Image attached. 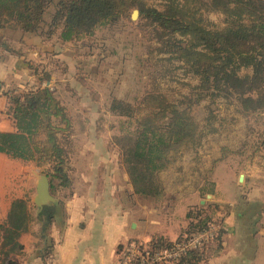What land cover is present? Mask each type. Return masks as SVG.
I'll return each instance as SVG.
<instances>
[{"label": "trees", "instance_id": "trees-1", "mask_svg": "<svg viewBox=\"0 0 264 264\" xmlns=\"http://www.w3.org/2000/svg\"><path fill=\"white\" fill-rule=\"evenodd\" d=\"M49 9L53 11L50 27L60 30L62 43L91 37L98 28L129 20L133 10L143 20L150 37L147 58L154 73L136 104L110 101V111L129 119L133 127L124 129L114 141L128 182L134 194L143 199L162 197L160 173L183 152L195 150L197 154L196 148L207 135L204 129L217 132V117L211 111L203 127L195 120L193 109L201 102H208L209 109L221 99L244 116L264 111V0H0V22L23 34L37 35ZM210 13L222 17L221 26L208 19ZM178 69L193 78L195 85L184 83L188 93L169 99L157 81L166 75L173 78L171 74ZM3 96L5 113L14 130L0 131V154L38 166L49 165L52 173L47 176L58 179V186L68 187V135L63 133L69 131L70 120L53 92L43 86ZM27 206L25 198L12 201L5 220L0 222V264H19L15 260L22 252L19 239L31 223ZM210 206L190 207L187 224L176 242L207 231L216 222L222 224L216 211L209 212ZM252 206L244 203L236 212L248 240L254 233L249 227L256 222L246 223ZM54 214L53 208L46 207L40 217L49 224ZM223 234L220 229L213 243L187 251L167 264H199L217 256ZM174 243L154 237L148 247L170 249Z\"/></svg>", "mask_w": 264, "mask_h": 264}, {"label": "rangeland", "instance_id": "rangeland-1", "mask_svg": "<svg viewBox=\"0 0 264 264\" xmlns=\"http://www.w3.org/2000/svg\"><path fill=\"white\" fill-rule=\"evenodd\" d=\"M52 13V9L45 13L44 23L39 26L37 35L23 34L0 22V88L3 94H20L43 86L49 88L70 120L69 131L63 133L68 135L65 142L69 148L65 169L71 167L75 170L69 174L70 177L76 182L82 177L89 179L91 172L80 173L84 171L81 170L83 167L108 165L115 167V180L120 183V170L116 168L120 167V157L114 138L124 129L132 130L133 127L128 124L129 119L110 111V101L118 99L136 104L141 99L154 73L152 61L147 58L149 34L137 14L134 19H121L98 28L91 37L62 43L59 40L60 30L50 27ZM208 19L221 26V16L210 13ZM156 57L162 55L156 54ZM4 68L6 71L3 73ZM171 76L173 78L168 79L169 75H166L157 81L158 87L169 99H179L188 93L184 83L195 85V80L185 76L181 69L175 70ZM207 106L208 102H201L193 109V116L203 127L208 111H211L217 117L214 124L217 132L209 133L210 128L204 129L207 135L202 139L201 146L196 148L197 154L195 150L183 152L160 173L164 194L148 204L147 215L153 218V215L170 214L169 219L162 217L163 224L158 228L168 227V221L176 225L178 221L174 216L180 211L179 207L176 208L179 204L190 197L193 199L192 195L199 187L207 195L214 190L215 197L193 199L195 203L200 199L204 202L200 204V201L196 206L211 205L209 212L216 211L217 220L222 219L221 225L216 222L209 227L208 235L212 233L213 238L203 248L214 242L220 229L224 232L223 236L231 233L235 225L231 220H223L225 215L235 214L236 217L237 210L244 203H250L253 206L247 212L250 217L246 218V223L256 222L255 226L249 227L254 233L248 244L259 240L256 260L251 264H264V111L244 116L237 112L234 105L221 99L209 105V109ZM29 170L38 171L40 175L52 173L49 165L38 166L36 162L12 164L9 168L12 172L2 179L3 183L6 182L9 202L11 198L12 201L25 198L30 202L34 191L30 188L33 178L29 176ZM97 176L101 178L100 174ZM48 179L52 186L59 182L51 177ZM207 180L216 183L215 187L208 185ZM50 193L59 198L66 195V192L55 188ZM136 203L139 205L141 200L137 198ZM132 206L126 204L125 208L130 210ZM27 207L32 214V205L29 203ZM190 207L183 217L186 223ZM238 223L243 229L244 223ZM234 242L232 240V245L227 248L230 252L235 248Z\"/></svg>", "mask_w": 264, "mask_h": 264}, {"label": "crops", "instance_id": "crops-1", "mask_svg": "<svg viewBox=\"0 0 264 264\" xmlns=\"http://www.w3.org/2000/svg\"><path fill=\"white\" fill-rule=\"evenodd\" d=\"M5 68L3 73L6 71ZM1 76L2 67H0V81ZM13 130L14 125L5 113V98L0 88V131L11 132ZM16 162L21 161L12 160L0 154V222L5 220L13 200L10 196L11 200L8 201L6 197L8 193L5 191L6 182L3 183L2 179L12 172L9 168L11 169L12 164ZM114 168L108 165L83 167L81 170L84 171L80 173L91 172L92 176L89 179L82 177L79 182L69 175L75 171L74 168H67L65 171L71 180L70 185L68 187L58 186V183L54 186L50 185V190L55 188L57 191L66 192L65 197H53L55 202L43 206L41 210L33 203L37 177L40 172L29 170V176L33 178L30 188L34 193L28 204L32 205L33 213L30 214L29 231L19 239L22 252L16 256V262L19 264H119L121 251L131 243L148 245L154 237H163L174 242L187 224L183 221L186 209L198 205L201 201L200 199L195 203L193 199L215 197L214 190L209 195H202L204 190L199 187L192 195L193 199L190 197L176 207L180 210L174 216L178 223L174 225L172 221H168V227L158 228L163 224L162 217L169 219L170 214H160V217L153 215V218L148 216L147 206L153 200H144L134 194L121 165L116 167L120 170V183L116 182ZM93 170L95 172H92ZM98 174L101 178H98ZM102 174L108 176L103 177ZM207 182H211L215 187L216 183L213 181L207 180ZM137 198L141 200L139 205L136 203ZM126 204L133 205L132 209L125 208ZM46 207L55 210L49 224L42 216L40 217ZM223 220L233 221L235 227L231 228L230 234L223 236L220 252L222 254L199 264H251L256 260L259 240H254L252 245L248 244L250 242L246 239L244 228L238 226L239 221L235 214L228 217L225 215ZM232 240L235 241V248L230 252L227 248L232 245L230 244Z\"/></svg>", "mask_w": 264, "mask_h": 264}, {"label": "built area", "instance_id": "built-area-1", "mask_svg": "<svg viewBox=\"0 0 264 264\" xmlns=\"http://www.w3.org/2000/svg\"><path fill=\"white\" fill-rule=\"evenodd\" d=\"M209 230V229H208ZM208 230L174 243L170 249L152 250L148 245L131 243L119 255V264H167L190 250H198L209 240Z\"/></svg>", "mask_w": 264, "mask_h": 264}, {"label": "water", "instance_id": "water-1", "mask_svg": "<svg viewBox=\"0 0 264 264\" xmlns=\"http://www.w3.org/2000/svg\"><path fill=\"white\" fill-rule=\"evenodd\" d=\"M138 12L134 10L132 12L131 18L134 19L137 16ZM239 181H242V177H239ZM208 198L210 196H207ZM55 200L50 193V183L47 175H39L37 177V183L35 187V195L33 199L34 205L41 210L43 206L54 203ZM204 202L201 201L200 204Z\"/></svg>", "mask_w": 264, "mask_h": 264}]
</instances>
